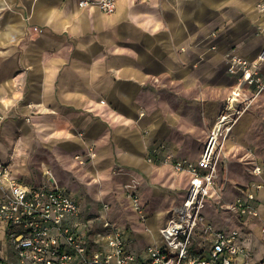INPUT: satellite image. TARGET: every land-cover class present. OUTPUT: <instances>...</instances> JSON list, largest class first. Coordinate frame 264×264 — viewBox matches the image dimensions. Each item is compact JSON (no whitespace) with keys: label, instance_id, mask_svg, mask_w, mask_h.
Masks as SVG:
<instances>
[{"label":"crops","instance_id":"1","mask_svg":"<svg viewBox=\"0 0 264 264\" xmlns=\"http://www.w3.org/2000/svg\"><path fill=\"white\" fill-rule=\"evenodd\" d=\"M260 1L114 0L115 11L108 14L94 4L79 5V0H0V163H9L12 174L31 185L45 184L49 171L50 182L68 191L64 182H70V173L93 182L96 168L98 178L104 175L109 184L114 163L127 169L121 177L137 178L142 189L151 185L144 178L163 173L162 167L154 166L162 151L154 162L147 155L154 142L165 139L168 127L162 107L150 102L163 99L176 85L206 98L207 119V108L218 111L234 83L227 71L229 56L254 60L264 48ZM259 73L264 77V61ZM184 108L191 110L182 107L181 113ZM39 147L47 149L49 170L43 176L34 174L40 181L33 183L30 162L38 161ZM200 153L186 159L196 160ZM252 175L257 179L254 183L262 182V175ZM171 177L186 184L177 187L184 188L182 199L175 203L179 204L189 176L174 171ZM92 182H86L90 191ZM107 188L98 192L101 198ZM252 189L259 212L264 194L259 198V189ZM72 194L82 229L86 226L94 237L95 228L89 226L98 222L101 208L87 213L80 196ZM169 198L166 195L163 201ZM211 200L206 197L205 205ZM162 204L147 217L155 218L157 233L171 216L169 211L161 221ZM259 217L262 226L264 215L259 212ZM247 218L256 217L242 220ZM140 225L134 235L117 225L125 229L137 252L161 239L159 233L158 239L151 232L144 235ZM151 236L144 247L139 244ZM2 258L13 260V251L0 223Z\"/></svg>","mask_w":264,"mask_h":264},{"label":"built area","instance_id":"2","mask_svg":"<svg viewBox=\"0 0 264 264\" xmlns=\"http://www.w3.org/2000/svg\"><path fill=\"white\" fill-rule=\"evenodd\" d=\"M91 4L108 14L115 11L114 0H79V5ZM259 8L264 16V0ZM263 61L264 48L254 60L229 56L227 71L234 83L217 111L198 159L162 151L161 159L175 172L188 175L189 184L184 199L172 206L170 218L159 228V243L148 245L143 252L134 250L125 229L108 218V204L101 206L98 222L89 226L95 228L91 237L86 226L82 229L75 196L52 181L49 171L45 184L31 185L14 176L9 163H0V223L13 251V260L2 258L0 264H244L239 263L238 255L246 254V248L236 243L238 232L213 228L201 211L217 178L223 140L257 97L264 95V77L259 73ZM164 148L152 147L148 161ZM251 173L262 175V182L241 188L242 195L228 207L240 217H259L252 188L258 190L264 185V170L254 165ZM132 200L135 210L140 211L137 196ZM251 264H264V254Z\"/></svg>","mask_w":264,"mask_h":264},{"label":"rangeland","instance_id":"3","mask_svg":"<svg viewBox=\"0 0 264 264\" xmlns=\"http://www.w3.org/2000/svg\"><path fill=\"white\" fill-rule=\"evenodd\" d=\"M230 76L232 77V75ZM170 85L171 84H168V86ZM206 101V98L202 99L200 95L197 96L195 93H186L180 89L179 86L171 85L163 99L161 98L158 101L155 100L150 102L151 105H155L156 103L162 107L168 127L165 139L154 142L156 145L153 147L164 145L165 148L162 150L158 149V152L170 147V149L180 157L189 159L197 158L204 147L212 125L211 121H209L204 114ZM222 101L223 98H219V103ZM182 107H191V110L184 108V111L181 113ZM223 144V151L219 154L217 160V178L212 184V188L216 191V196L211 200V205L208 203L203 214L206 212L211 214L212 212L214 214H222L228 211L229 214L232 215V221L235 222L236 226L239 227L241 231L250 232L253 226L261 220V217L247 218L244 221L239 215L233 214L228 207L237 197L242 195L241 188L249 186L257 180L251 173L252 167L256 164L264 166L263 96L257 97L246 111L245 115L233 126L228 136L223 140ZM38 149V155L35 154L38 161L30 162L31 172L33 174L31 181L33 183L40 181L36 177L37 173L41 176L44 175L45 171L41 163L44 162L47 164L48 159L46 154L47 149L45 148L42 150L43 148L41 147ZM75 157H81V155ZM152 162H154V160ZM154 166L156 168L162 167L163 173H161V175L156 174L150 179L144 178L146 182L149 180L152 184L150 185L147 183L146 188L142 189L138 187L139 180L137 178L121 177V175H125L124 171H127V169L123 168L118 163H114L109 169V184L106 186L108 187L106 189L108 192L104 190L105 192L102 198L98 195L97 190L90 191L87 188L86 182H92L91 178L81 181V179L70 173L69 178L72 185H70L68 181L64 183L66 184L65 187L70 189L72 193L75 192L80 196L85 212H96L103 204H108L109 218L115 224L124 228L126 227L130 233L134 235L136 232V225L144 223L147 217L152 214L156 205L163 202L162 207L165 212L161 219L163 222L170 214L171 207L182 199L184 188L181 187L180 189L177 187H184L186 184L183 185L180 177H171L174 174L171 165L164 162L159 156ZM229 169L233 173V182L231 184L228 183ZM64 177L68 178L66 174ZM168 178L172 181L168 182ZM63 179L62 177L58 178L60 185L63 183ZM129 185L133 187L132 190H129ZM94 186H96V184ZM117 186L119 189H116ZM133 195L138 198V205L141 207L140 211L135 210L132 200ZM166 195H169L170 198L167 201H163V197ZM116 210L117 216L114 215ZM206 221V223L210 224L213 228H222L223 225L228 222L224 219L214 227L209 220L206 219ZM240 237L243 239V236ZM152 239V236L149 239H141L139 244L144 247L151 242ZM249 239L252 242L253 252L248 251V248L245 247L246 254L240 253L238 255L239 263L251 264L256 261L257 259L251 262L249 260L250 256L253 258L257 257L255 251L258 253L257 255H263V249L255 242L256 237L251 235Z\"/></svg>","mask_w":264,"mask_h":264},{"label":"bare ground","instance_id":"4","mask_svg":"<svg viewBox=\"0 0 264 264\" xmlns=\"http://www.w3.org/2000/svg\"><path fill=\"white\" fill-rule=\"evenodd\" d=\"M216 112H217V109L207 108V116H208L209 121H211L212 125H213V122H214L215 117L217 115ZM245 113L242 114L241 118L245 115ZM223 147H224V144L221 146L220 153L223 151ZM92 156H93L92 159H94L95 155H92ZM80 163H83V161L80 160ZM41 166H42V168L44 170H49L48 165H46L45 163H42ZM89 168H91V167H89ZM97 169L98 168H96L95 170L97 171ZM95 170L93 169L94 178H93V182L92 183L96 184V182H97L99 185L97 184V187H94V185L91 183L89 185V188L91 189V191L97 190V192H100L108 184L106 182V179L104 178V175H102L101 178H98ZM228 182H229V184H231L233 182V173H232V171L230 169L228 170ZM140 186H143V182H141L139 180L138 187H140ZM134 187H137V186L135 185ZM128 188H129V190L133 189V187L131 185H129ZM263 194H264V185H261L260 188H259V198H261L263 196ZM208 195H209V199L210 200L215 198V196H216L215 189L211 188ZM206 207L207 206L205 205L203 210H202V212L206 209ZM259 212H260L261 216L264 215V207H263V205H260ZM156 214H157V212L153 213V215H156ZM205 218H207L214 225V227H216V225L220 221H222L223 219L227 220L228 222H227V224H225L223 226V228L228 229V230H232V229L236 230L238 232V235H239V238H237L236 243L238 245H240V246L248 248V251H252V252H253V250H252V242H251V240L249 238H250L251 235H254L256 237V241L255 242H257L259 244V246L263 249L262 253H264V229H261V223L260 222H258L255 226H253V228H252V230L250 232H243V231H241V229L239 227L236 226L235 222L232 221V216H231V214H229L228 211H225L222 214H214V213H212L210 215L207 214V212H206L205 213ZM141 225L144 226V228H145L144 232H143L144 235L150 236L149 233L151 232L154 237H156L157 239L159 238L157 230H156L155 218L147 219V221L145 223H141ZM240 236H243V239ZM255 254H256L257 257H255V258H253L252 256L249 257L250 262L260 258L261 255L260 254L257 255L258 253L256 251H255Z\"/></svg>","mask_w":264,"mask_h":264}]
</instances>
